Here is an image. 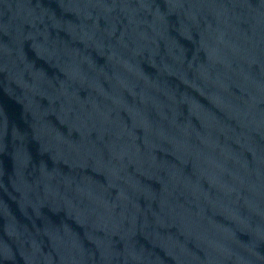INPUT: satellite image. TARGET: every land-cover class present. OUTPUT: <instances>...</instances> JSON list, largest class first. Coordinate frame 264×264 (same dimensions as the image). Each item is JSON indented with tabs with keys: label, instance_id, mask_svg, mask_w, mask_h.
<instances>
[{
	"label": "water",
	"instance_id": "95a60500",
	"mask_svg": "<svg viewBox=\"0 0 264 264\" xmlns=\"http://www.w3.org/2000/svg\"><path fill=\"white\" fill-rule=\"evenodd\" d=\"M0 264H264V0H0Z\"/></svg>",
	"mask_w": 264,
	"mask_h": 264
}]
</instances>
